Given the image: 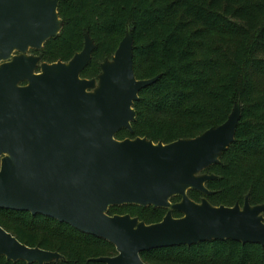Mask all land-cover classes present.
<instances>
[{
    "label": "water",
    "instance_id": "95a60500",
    "mask_svg": "<svg viewBox=\"0 0 264 264\" xmlns=\"http://www.w3.org/2000/svg\"><path fill=\"white\" fill-rule=\"evenodd\" d=\"M59 3L0 0V208L50 216L110 241L118 254L96 258L106 264H147L145 251L218 239L264 245V203L251 205L247 197L243 206H215L189 196L191 189L211 194L206 183L216 176L203 171L235 141L241 104L194 138L118 139L122 129L132 130L135 101L158 76L137 78L131 29L98 79L81 76L96 48L89 35L68 62L28 54L61 32ZM126 204L168 212L151 224L109 214ZM1 256L28 264L63 257L22 243L0 225Z\"/></svg>",
    "mask_w": 264,
    "mask_h": 264
},
{
    "label": "trees",
    "instance_id": "16d2710c",
    "mask_svg": "<svg viewBox=\"0 0 264 264\" xmlns=\"http://www.w3.org/2000/svg\"><path fill=\"white\" fill-rule=\"evenodd\" d=\"M59 15V35L33 51L43 62H68L89 35L96 48L81 76L99 77L131 29L137 78L158 76L135 101L132 130L122 129L117 138H194L223 124L240 103L235 141L203 171L216 176L206 183L211 194L191 189L189 196L215 206H243L247 197L251 205L264 203V0H60ZM167 212L137 204L109 209L148 224ZM0 225L28 246L62 254L45 264H106L96 258L118 254L110 241L39 213L0 208ZM141 256L147 264H264V245L218 239ZM0 264L28 263L1 256Z\"/></svg>",
    "mask_w": 264,
    "mask_h": 264
},
{
    "label": "flooded vegetation",
    "instance_id": "af4514ba",
    "mask_svg": "<svg viewBox=\"0 0 264 264\" xmlns=\"http://www.w3.org/2000/svg\"><path fill=\"white\" fill-rule=\"evenodd\" d=\"M34 50H36V49H31L28 53H30V54H32V55H37V54H35L33 51ZM16 54H20L19 52H16L15 53V55ZM39 56V55H38ZM41 71V68L39 67L37 70H36V72H40ZM29 84V81L28 80H26V81H24V82H21L20 83V85H22V86H26V85H28Z\"/></svg>",
    "mask_w": 264,
    "mask_h": 264
},
{
    "label": "rangeland",
    "instance_id": "374dc122",
    "mask_svg": "<svg viewBox=\"0 0 264 264\" xmlns=\"http://www.w3.org/2000/svg\"><path fill=\"white\" fill-rule=\"evenodd\" d=\"M129 30V29H128ZM28 54H30V53H28ZM93 79V78H92ZM96 79H98V77H96ZM125 138H130V137H127V136H125V137H121V138H118V139H120V140H122V139H125ZM167 214V213H166Z\"/></svg>",
    "mask_w": 264,
    "mask_h": 264
}]
</instances>
